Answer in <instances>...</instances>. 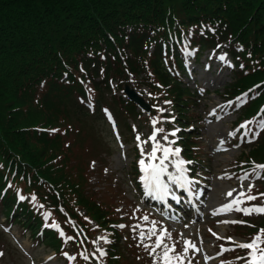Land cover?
<instances>
[{"label": "trees", "instance_id": "obj_1", "mask_svg": "<svg viewBox=\"0 0 264 264\" xmlns=\"http://www.w3.org/2000/svg\"><path fill=\"white\" fill-rule=\"evenodd\" d=\"M207 51H225L234 63L236 79L223 96L241 103L236 124L248 120L252 134L264 121V112L257 117L264 109V0H0V213L6 226L19 224L32 240L47 242L59 254L74 245L78 264H102L93 245L102 231L110 240L105 264H135L143 254L140 264H154L142 246L125 240L130 215L117 209L119 191L98 197L90 187V168L100 151L78 170L71 154L74 143L98 146L96 132L94 144L81 140L89 118L109 132L108 118L116 121L134 138L128 120L141 113L119 93L131 76L144 74L151 118L162 119L159 105L167 102L169 126L178 130L175 145L201 165L197 137L187 133L195 93L183 77L188 61ZM259 164L264 129L236 168L258 183L250 193L258 197L250 201L253 206H264V171L253 173ZM45 213H51L47 220ZM244 219L248 226L235 232L249 240L261 235L264 248V214ZM53 221L62 230L51 227ZM81 240L85 246L75 247Z\"/></svg>", "mask_w": 264, "mask_h": 264}, {"label": "rangeland", "instance_id": "obj_2", "mask_svg": "<svg viewBox=\"0 0 264 264\" xmlns=\"http://www.w3.org/2000/svg\"><path fill=\"white\" fill-rule=\"evenodd\" d=\"M228 55L229 54L225 51H220L218 53L208 51L197 61H195L193 57L187 64L189 72L183 77L185 86L195 93V103L189 108L193 118L187 128L189 129L187 133H194L197 137L195 140L197 145L195 154L203 164V167L202 165L194 167V164H192V167H189L186 156L181 155V153L179 158L186 162L185 169L188 178L190 180L192 178L194 179L192 180L194 181L192 188L196 191L197 198H193V201L199 206L197 210L193 209L191 206L193 203L190 202L187 196L181 195L183 200H187V204L175 202L172 207L180 211L183 217H179L176 214L174 215L170 211H168L170 216L168 217V214L165 213L166 206L159 210V206L155 201L159 199L146 193L141 177L138 180L135 178V170L138 169L140 171L138 161L142 158L140 151L141 147L145 153H150L152 146L150 141L147 143L144 142L148 141V138L153 132V119L150 114L145 113L141 109L137 110V112L142 113L136 119L130 118L128 120L134 127L133 139L129 132L126 133L124 126L112 123L109 132L107 127L103 130L101 129L99 121L92 122L89 118L83 122L86 136L85 138L81 137V140L84 144L91 138L94 144L92 136L93 132H96L95 141L98 146L85 147L82 144L74 143V151L71 154V159L72 165L77 170L82 169L83 166L95 156V151H100V158L96 159L90 168V187H95L94 191L98 192V197L104 195L109 196L110 193L108 190L114 188L119 191L116 201L119 202L117 209L130 215L127 233L130 237L136 239V242L140 244L145 251L148 249H146L139 240L140 230L137 229L134 231V225H141L146 229L152 227L154 223L158 233L161 229H166L171 239L165 242L168 245L175 244V247H177V245L181 246L182 252L185 240L195 243L200 251H189L188 259H191L192 264H221L220 258L229 253L228 251L222 256H219L218 253L221 250V246L225 247L227 245L226 243H222L227 242L237 245L238 243L250 242L249 238L231 237L234 233L231 225L240 218V214L243 212L231 210L221 214H214L217 210L212 209L207 212L203 208V204L205 206L209 203L211 204V202L216 204L217 207H222L234 199L241 191L247 193L249 185H251L252 188L255 187L253 182L247 181L246 179L242 180L243 177L236 175L234 172L244 150L241 145L243 133L238 132V129L234 127L235 121L238 120L242 113L240 104L227 102L226 97L223 96L225 88L233 84L237 73L235 65L231 62V58ZM131 77L134 79L131 81V87L135 88L147 103L150 102V100H152V95H150L151 92L149 88L144 85L145 75L142 74L138 78L134 76ZM136 85L139 86L137 87ZM121 95H123V93H121ZM125 98V100H128L126 95ZM159 109H164L163 113L160 112L162 120L166 121L161 124H165L163 128L167 131H172V129L176 130L173 128V125L169 126L171 118H168V116L171 115V106L165 101H161ZM241 124L244 125L245 122H241ZM92 126L94 128H92ZM156 127L160 126L157 124ZM215 127L223 129L225 135L223 137L212 136L211 129ZM137 136L140 137L139 141L137 140ZM157 139L159 140L160 137L158 136ZM169 139L175 140L174 137H169ZM247 142L249 141L247 140ZM247 142L244 140L243 143L247 144ZM251 142H255L254 139ZM172 147L175 148L174 145H172ZM87 148L90 150L86 151ZM107 151L109 152L106 153ZM159 155L160 153H158V156ZM101 159L103 161H101ZM147 162L146 160V163ZM156 162L158 163V160ZM190 168H195L194 170H196L197 173H191L189 171ZM92 171H96V174L94 175ZM169 171H173V169L170 168ZM209 182H211L214 188L219 190V197L211 201V196H207L208 200L202 203L205 186ZM171 187L175 195L174 197H170L174 199L179 197L177 194L181 190L185 192L184 189L174 185ZM229 191H232V197L226 195ZM180 200L181 199H179V201ZM242 204H240L239 207L246 208L243 207ZM143 209L146 211L145 214L142 212ZM171 216L173 218H171ZM175 216L177 218H175ZM198 216H201V218L195 220ZM254 216L255 214L250 218L255 221ZM144 217L148 218L147 222L144 220ZM4 221L3 216L0 215V225H2ZM91 226L95 229L97 225L95 222H92ZM1 232L0 235L4 238L5 242H0V253L4 255V260H0V264L78 263L77 254L71 245L66 246L67 254L64 253L65 255L63 254V256H60L49 248L47 242L45 245L32 242L29 234L19 225L5 227ZM234 234L238 235L236 233ZM105 235L106 234L96 233V236H94L96 249H102L104 252L106 243L100 238H106ZM129 236H127V238ZM228 238H231L232 242H229ZM109 241L110 240H108V242ZM74 242L75 247L76 244L78 246L79 244L83 247L85 246L82 240ZM154 242L155 237H153L152 240H146L144 243L153 244ZM159 251L160 250H157V252ZM176 253H178L177 250ZM148 255L150 258L154 259L151 253ZM73 257L76 260L72 259ZM102 258L103 257H100V259ZM140 261L141 259L135 264H140Z\"/></svg>", "mask_w": 264, "mask_h": 264}, {"label": "snow or ice", "instance_id": "obj_3", "mask_svg": "<svg viewBox=\"0 0 264 264\" xmlns=\"http://www.w3.org/2000/svg\"><path fill=\"white\" fill-rule=\"evenodd\" d=\"M223 59V57H222ZM242 101L247 99V96L239 98ZM167 103V102H166ZM159 112L163 113L164 109H158ZM166 121L157 117L152 121L153 124V132L151 136L148 138V141L144 143L151 142V152L145 153L143 148L141 147V159L138 161V166L140 172L142 173L141 181L143 187L149 195L156 199L164 200L167 197L173 196L174 191L172 189V185L182 188L185 191H191L192 185L194 181L190 180L186 175L185 169V161L180 159L181 149L178 147L173 148L176 142L175 140L169 139V137H175L178 130L167 131L163 127H156L158 123H164ZM261 129H264V121L259 122L258 125ZM241 128H248V125H241ZM160 137L158 140L157 137ZM137 140H140V137L137 136ZM158 153L160 155L158 156ZM146 160L148 161L146 163ZM158 160V163L156 162ZM172 168L173 171H169ZM257 170L264 171V164L253 165V173H256ZM166 178V179H165ZM246 175L243 179H247ZM252 191V186L249 185L247 189V193L241 191L234 199H232L229 203L223 205L221 209H218L214 214H221L225 211H241L245 215H251L252 213L264 214V206H254L248 208L239 207L240 204L245 201H253L258 197L254 195H250ZM228 197H232V191L226 193ZM260 196L264 197V193H261ZM21 200L24 199L23 196L20 197ZM35 196L32 197V200L35 201ZM177 202H179V198L177 197ZM41 208L43 205L40 206ZM51 213H45V219L47 220L50 217ZM144 220L147 222L148 218L144 217ZM235 223V222H233ZM47 226V225H46ZM53 228L59 229V225L53 221L50 225ZM120 227H123L121 225ZM139 229V240L141 244L146 248L151 250V254L154 257V264H192L191 259H188L189 251L199 252L200 249L197 248L196 244L192 241L185 240L184 248L182 253H176L175 244L168 245L165 241L170 240L171 236L167 233L166 229H161L158 233L155 224L153 223L150 228H143L141 225H134L133 230ZM264 233V229L261 230ZM60 235L63 236L64 233L60 232ZM155 237V242L153 244L144 243L146 240H152ZM68 239H72L69 237ZM105 243H107V239L101 237ZM229 242H232L231 238H228ZM262 242L261 235H256L251 242L247 243H238L236 247L240 249H244L248 251V255L246 257H238L237 259H244L245 264H264V248L260 247ZM157 250H160L157 252ZM232 250L225 249L223 246L221 247V255L224 251ZM96 252H98L100 257L106 255V253L97 248ZM82 257L85 261L89 260V255L85 252L82 254ZM72 259H75L74 257ZM207 259V257H206Z\"/></svg>", "mask_w": 264, "mask_h": 264}, {"label": "bare ground", "instance_id": "obj_4", "mask_svg": "<svg viewBox=\"0 0 264 264\" xmlns=\"http://www.w3.org/2000/svg\"><path fill=\"white\" fill-rule=\"evenodd\" d=\"M221 117V116H219ZM217 127H220V126H217ZM211 135L214 136V137H223L225 135V132L223 129L221 128H212L211 129ZM224 176V174H223ZM219 190L217 188H214L211 184V182H209L208 184H206L205 186V190H204V195H203V200L206 202L208 200V197L207 196H211V201L212 199H217L219 197ZM204 210H206L207 212L208 211H211L212 209L214 210H218V209H221V207H217L216 204H213L211 202V204H207L205 206H203ZM201 216H198L197 218H195V220H198L200 219Z\"/></svg>", "mask_w": 264, "mask_h": 264}, {"label": "water", "instance_id": "obj_5", "mask_svg": "<svg viewBox=\"0 0 264 264\" xmlns=\"http://www.w3.org/2000/svg\"><path fill=\"white\" fill-rule=\"evenodd\" d=\"M125 93L132 102L138 104L142 109H144L147 112L151 111L149 104L146 103V101L141 96H139L135 90L127 86L125 88Z\"/></svg>", "mask_w": 264, "mask_h": 264}]
</instances>
